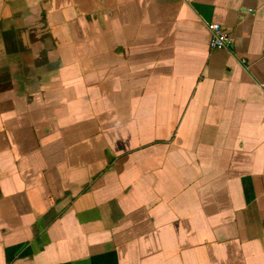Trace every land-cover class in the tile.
Here are the masks:
<instances>
[{
	"label": "crops",
	"instance_id": "crops-1",
	"mask_svg": "<svg viewBox=\"0 0 264 264\" xmlns=\"http://www.w3.org/2000/svg\"><path fill=\"white\" fill-rule=\"evenodd\" d=\"M0 264H264V0H0Z\"/></svg>",
	"mask_w": 264,
	"mask_h": 264
},
{
	"label": "built area",
	"instance_id": "built-area-1",
	"mask_svg": "<svg viewBox=\"0 0 264 264\" xmlns=\"http://www.w3.org/2000/svg\"><path fill=\"white\" fill-rule=\"evenodd\" d=\"M207 28L210 32L209 46L212 49H220L228 47L232 44V36L224 30L221 24L217 22H209ZM242 64H246V60L242 59Z\"/></svg>",
	"mask_w": 264,
	"mask_h": 264
}]
</instances>
